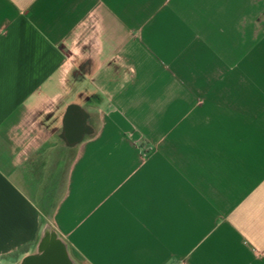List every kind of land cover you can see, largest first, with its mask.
I'll list each match as a JSON object with an SVG mask.
<instances>
[{
    "label": "crops",
    "instance_id": "1",
    "mask_svg": "<svg viewBox=\"0 0 264 264\" xmlns=\"http://www.w3.org/2000/svg\"><path fill=\"white\" fill-rule=\"evenodd\" d=\"M45 230L66 264H264V0H0V264Z\"/></svg>",
    "mask_w": 264,
    "mask_h": 264
},
{
    "label": "rangeland",
    "instance_id": "2",
    "mask_svg": "<svg viewBox=\"0 0 264 264\" xmlns=\"http://www.w3.org/2000/svg\"><path fill=\"white\" fill-rule=\"evenodd\" d=\"M70 158L71 152L63 146L58 138H54L44 146L31 164L29 180L32 190L36 181L46 179L44 186L48 190L49 196H53L55 188H58V184L65 178Z\"/></svg>",
    "mask_w": 264,
    "mask_h": 264
},
{
    "label": "water",
    "instance_id": "3",
    "mask_svg": "<svg viewBox=\"0 0 264 264\" xmlns=\"http://www.w3.org/2000/svg\"><path fill=\"white\" fill-rule=\"evenodd\" d=\"M25 264H66L62 244L49 230H45L39 245V257Z\"/></svg>",
    "mask_w": 264,
    "mask_h": 264
},
{
    "label": "flooded vegetation",
    "instance_id": "4",
    "mask_svg": "<svg viewBox=\"0 0 264 264\" xmlns=\"http://www.w3.org/2000/svg\"><path fill=\"white\" fill-rule=\"evenodd\" d=\"M91 127V121L88 115H85L80 109L70 107L67 109L61 130V137L67 144H72L79 136L85 135Z\"/></svg>",
    "mask_w": 264,
    "mask_h": 264
}]
</instances>
